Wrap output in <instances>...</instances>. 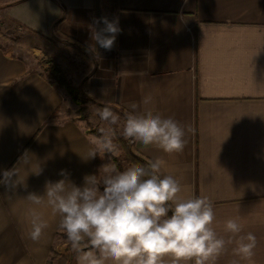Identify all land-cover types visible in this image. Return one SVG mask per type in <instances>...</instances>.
I'll list each match as a JSON object with an SVG mask.
<instances>
[{
  "label": "crops",
  "instance_id": "1",
  "mask_svg": "<svg viewBox=\"0 0 264 264\" xmlns=\"http://www.w3.org/2000/svg\"><path fill=\"white\" fill-rule=\"evenodd\" d=\"M6 3L30 28L58 31L91 51L90 97L129 112L132 103L143 111L142 97L150 95L154 114L185 128L183 152L136 141L137 154L162 160L182 198H209L218 236L227 239L225 222L238 218L242 234L257 238L255 264H264V0H0ZM103 17L121 29L111 50L91 47ZM21 53L0 35V179L15 173L13 189L0 184V264H48L60 218L46 202L26 198L64 179L61 170L83 186L100 156L89 159L96 136L67 118L63 89ZM33 211L49 225L39 241L29 237ZM234 247L214 264L237 259Z\"/></svg>",
  "mask_w": 264,
  "mask_h": 264
},
{
  "label": "clouds",
  "instance_id": "2",
  "mask_svg": "<svg viewBox=\"0 0 264 264\" xmlns=\"http://www.w3.org/2000/svg\"><path fill=\"white\" fill-rule=\"evenodd\" d=\"M104 27L93 30L95 45L111 50L121 31L118 20L109 21ZM143 75V73H140ZM152 97L145 95L140 111L137 103L130 104L125 114L122 135L144 146L153 145L164 153H181L185 147V128L175 119L154 114L149 105ZM97 114L107 122L98 137H93L89 159L110 154L118 155L113 139L112 125L120 117L111 107L98 108ZM163 161L156 159L146 166L134 164L120 170L113 159L102 164L98 175H86L83 186H77L65 177L56 182L47 181L43 195L30 193L26 199L33 204L44 202L52 214L59 216V229L65 234L77 264H162V258L171 257L172 264H214L229 245L237 259L231 264H255L256 236L243 233L238 218L224 224L225 239L213 227L215 213L206 196L182 198V185L171 175L162 173ZM39 174V173H38ZM12 170L3 173L0 184L9 190L15 187ZM49 227L41 214L33 211L29 237L39 241Z\"/></svg>",
  "mask_w": 264,
  "mask_h": 264
},
{
  "label": "rangeland",
  "instance_id": "3",
  "mask_svg": "<svg viewBox=\"0 0 264 264\" xmlns=\"http://www.w3.org/2000/svg\"><path fill=\"white\" fill-rule=\"evenodd\" d=\"M9 5L8 3L0 4V35L3 37V41L18 44L21 54H28L26 56L32 59L36 70L45 72L52 80L55 75L52 68L54 65H60L66 80L74 86V91L78 90L82 99V103L76 102L74 95L70 94L65 87L59 86L66 95L62 107L67 112V118L82 120L90 133L96 137L100 136L99 130L107 129L109 125L100 119L96 111L99 108L98 104L87 94L85 89L86 79L94 67V56L90 53L91 51L86 52L81 44L76 43L69 36L58 33V31L51 36L43 37L13 17L8 8ZM107 106L111 107L120 117L118 124L111 126L115 131L113 142L117 146L118 155L110 157V154L106 153L103 158L100 157L98 170L102 164L108 163L110 158L120 170H125L133 165L124 149V141L128 145L130 140L125 139L122 135L127 112L116 105ZM74 254L65 234L60 230L48 264H76Z\"/></svg>",
  "mask_w": 264,
  "mask_h": 264
},
{
  "label": "trees",
  "instance_id": "4",
  "mask_svg": "<svg viewBox=\"0 0 264 264\" xmlns=\"http://www.w3.org/2000/svg\"><path fill=\"white\" fill-rule=\"evenodd\" d=\"M33 31H35L36 33H39L40 35H42L43 37L46 36L42 33H40L39 31H36L34 29H32ZM76 41V40H75ZM74 41V42H75ZM76 43H79L81 44L80 42L76 41ZM81 46L84 48V50L86 52H90V50L83 44H81ZM91 53V52H90ZM53 71L55 72V75H54V79H53V83L57 84L58 86H62V87H65L66 90L74 95V99L76 100V102L78 103H82V99H81V96L78 92V90L74 91V86L72 84H70L67 80H66V77H65V74L62 70V68L60 67V65H54V67L52 68ZM93 99V98H92ZM94 101H96L95 99H93ZM97 104H98V107L99 108H102L103 106L105 105H109V104H106V103H102L100 101H96ZM123 109V108H122ZM124 110V109H123ZM128 113V112H127ZM124 149L127 153V156L130 160V162L134 165V164H140L142 166H146L147 164H149L150 162L147 161L146 159H144L143 157H141L140 155L137 154L136 152V149H135V142H132V141H129V144L127 145L126 142L124 141ZM75 258H76V254H74V262H75ZM73 262V263H74Z\"/></svg>",
  "mask_w": 264,
  "mask_h": 264
}]
</instances>
